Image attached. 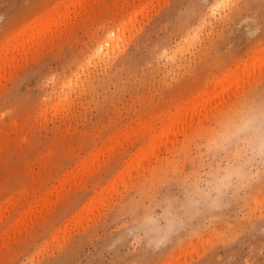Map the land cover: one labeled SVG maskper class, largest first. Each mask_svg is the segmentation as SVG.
<instances>
[{"label":"rangeland","instance_id":"374dc122","mask_svg":"<svg viewBox=\"0 0 264 264\" xmlns=\"http://www.w3.org/2000/svg\"><path fill=\"white\" fill-rule=\"evenodd\" d=\"M262 50L264 0H0V264H264Z\"/></svg>","mask_w":264,"mask_h":264},{"label":"bare ground","instance_id":"6f19581e","mask_svg":"<svg viewBox=\"0 0 264 264\" xmlns=\"http://www.w3.org/2000/svg\"><path fill=\"white\" fill-rule=\"evenodd\" d=\"M70 1H71V0H70ZM72 1H73V0H72ZM76 1H77V3H78V0H76ZM221 1H222V0H221ZM219 2H220V1H219ZM219 2H217V3H219ZM256 2H257V1H256ZM70 3H71V2H70ZM221 3H222V2H221ZM213 4H214V3H213ZM77 5H78V4H77ZM214 5H215V4H214ZM218 5H219V4H218ZM235 5H236V3H235ZM242 5H243V4H242ZM247 5H248V4H247ZM235 7H236V6H235ZM237 7H238V5H237ZM237 7H236V8H237ZM210 8H211V7H210ZM212 8H213V7H212ZM236 8H235V9H236ZM243 8H244V7H243ZM53 9H55V8H53ZM58 9H59V8H58ZM62 9H63V8H62ZM63 11H64V10H63ZM65 11H66V9H65ZM51 12H53V11H51ZM235 12H236V11H235ZM57 13H58V12H57ZM53 14H54V12H53ZM67 14H68V12H67ZM51 15H52V14H51ZM51 15H50V16H51ZM58 15H59V14H58ZM62 15H63V14H62ZM60 16H61V15H60ZM64 16H65V15H64ZM48 17H49V16H48ZM227 17H228V16H227ZM229 17H230V16H229ZM53 18H54V17H53ZM57 18H58V17H57ZM60 18H61V17H60ZM60 18H59V19H60ZM63 18H64V17H63ZM249 18H250V17H249ZM64 19H65V18H64ZM228 19H229V18H228ZM54 20H55V19H54ZM225 20H226V19H225ZM38 21H40V20H38ZM43 21H44V20H43ZM51 21H52V20H51ZM51 21H49V22L52 24ZM53 22H54V21H53ZM56 22H58V21L56 20ZM35 23H37V22H35ZM50 23H49V25H51ZM41 24H42V23H41ZM45 24H46V23H45ZM45 24H43V25H45ZM54 24H56V23L54 22ZM54 24H53V25H54ZM57 24H58V23H57ZM120 24H121V23H120ZM199 24H200V23H199ZM37 25H38V24H37ZM47 26H48V25H47ZM47 26H46V27H47ZM34 27H35V26H34ZM48 27H50V26H48ZM30 30H31V29H30ZM44 30H45V28H44ZM48 30H50V29L48 28ZM123 30H125V29H123ZM36 31H38V30H36ZM36 31H35V33H36ZM40 32H41V31H40ZM24 33H25V31H24ZM33 33H34V32H33ZM31 34H32V33H31ZM36 34H38V33H36ZM187 34H188V33H187ZM116 35H117V34H116ZM116 35H115V37H116ZM120 35H121V34H120ZM37 36H38V35H37ZM37 36H36V37H37ZM117 36H118V35H117ZM187 36H188V35H187ZM29 37H31V36H28V38H29ZM34 37H35V36H34ZM31 38H33V37H31ZM106 38H107V37H106ZM25 39H26V41H28L30 38H29L28 40H27V38H25ZM110 39H111V37H110ZM30 40H31V39H30ZM106 40L108 41V39H106ZM113 40H115V39L112 37V43H113V44H111V45L114 46L115 44H114ZM116 40H117V38H116ZM19 41H20V40H19ZM21 41H22V39H21ZM109 41H110V42H109ZM109 41H108V43H111V40H109ZM24 42H25V41H24ZM102 42H103V41H102ZM16 43H17V42H16ZM22 43H23V42H22ZM25 43H26V42H25ZM25 43H24V44H25ZM104 43H105V42H103V44L100 43V46H101V44H102V46H103ZM108 43H107V44H108ZM105 44H106V43H105ZM17 45H19V44H17ZM17 45H16V46H17ZM21 45L23 46V44H21ZM108 45H110V44H108ZM19 46H20V45H19ZM98 46H99V45H98ZM100 46H99V51H101L103 47L106 49L105 46H103V47L101 46L102 48H101ZM6 48H7V47H6ZM11 48H12V47H11ZM15 48H16V47H15ZM18 48H19V47H18ZM96 48H97V47H96ZM96 48H95V49H96ZM7 49H8V48H7ZM20 49H21V48H20ZM20 49H19V50H20ZM100 49H101V50H100ZM13 50H15V49L13 48ZM21 50H22V49H21ZM21 50H20V52H21ZM1 51H2V50H1ZM6 51H7V50H6ZM11 51H12V50H11ZM16 51H17V50H16ZM16 51H15V52H16ZM99 51H96V53L99 52ZM263 51H264V50H262V54H261L262 56L264 55ZM12 52H13V51H12ZM257 52H258V51H257ZM257 52H256V53H257ZM17 53L19 54V51H18ZM99 53H100V52H99ZM258 53H259V52H258ZM9 54H10V53H9ZM13 54H14V52H13ZM104 54H105V53H104ZM11 55H12V53H11ZM95 55H96L95 57H97V54H95ZM261 55H260V56H261ZM93 56H94V54H93ZM98 56H99V54H98ZM0 57H1V56H0ZM13 57H14V56H13ZM256 57H257V56H256ZM14 58H15V57H14ZM97 58H98V57H97ZM254 58H255V56H254ZM258 58H259V57H258ZM252 59H253V57L251 58V61H252ZM255 59H256V58H255ZM255 59H254V60H255ZM260 59H261V57H260ZM260 59H258V63H257L258 67H260V66H259V65H260L259 62H261V60H262V59H261V60H260ZM1 61H2V60H1ZM9 61H10V59H9ZM256 61H257V59H256ZM263 61H264V60H263ZM248 62H249V61H248ZM252 62H253V61H252ZM2 63H3V62H2ZM261 63L263 64V62H261ZM0 64H1V63H0ZM245 64H246V65H250V62H249V63H244V65H245ZM253 64H254V62L252 63V66L254 67L256 64H254V65H253ZM262 64H261V65H262ZM2 67H3V66H2ZM2 67H0V68H2ZM242 68H243V67H242ZM244 68H245V67H244ZM249 68H250V67H249ZM255 68H256V66H255ZM237 70H238V69H237ZM241 70H242V69H240V71H241ZM244 70H246V68H245ZM257 70H258V69H257ZM238 71H239V70H238ZM249 71H250V69H249ZM252 71H253V70H252ZM230 72H231V71H230ZM233 72H234V71H233ZM247 72H248V71H247ZM240 73H241V72H240ZM242 73H243V72H242ZM248 73H249V72H248ZM248 73H247V74H248ZM230 74H232L231 76L234 75L233 73H230ZM237 74H238V72H237ZM247 74H245V75H247ZM243 75H244V74H243ZM248 75H249V74H248ZM226 77H227V74L224 75V78L227 79L226 81H225L224 78L222 79V81H221V80L219 81L220 83H222V84H221L222 86L220 85L219 82H216V83H214V84H215V85H214V88H215V86H216V88L214 89V88H212V87H213V85H212V87H211L210 89H211V91H212L213 94L216 93V95H218V94H219L218 92H219L220 90L223 91V92H224V91L226 92V90H227L228 87H229V86H227V85H230L231 81H233V80H231V81L228 80V78L231 79V78H230V75H228L227 78H226ZM233 78H234V77H233ZM236 79H237V78H236ZM238 80H239V79H238ZM238 80H236V81H234V82L237 83ZM242 80H243V79H242ZM227 81H228V82H227ZM224 82H225V83H224ZM228 83H229V84H228ZM236 83H234V84L236 85ZM223 85H224V86H223ZM219 86H220L221 88H220ZM232 86H233V85H232ZM218 87H219V88H218ZM210 89L208 88L209 91H210ZM205 90H206V89H205ZM208 90H207V91H208ZM215 90H216V91H215ZM209 91H208V93H206L207 95L210 93ZM221 91H220V93H221ZM202 92H203V91H202ZM223 92H222V93H223ZM227 92H228V91H227ZM230 92H231V91H230ZM198 93H199V92H198ZM203 93H204V92H203ZM203 93H201L202 96H203ZM212 93H210V96H211ZM217 93H218V94H217ZM225 94H226V93H225ZM196 95H197V94H196ZM214 95H215V94H214ZM189 96H190V95H189ZM192 96H193V95H192ZM197 96H198V95H197ZM212 96H213V95H212ZM212 96H211V97H212ZM206 97L209 99V100H207L208 102L211 101V100H210L211 97H210V98H209V96H206ZM217 97H218V96H217ZM220 97H221V96H220ZM192 98H193V97H192ZM194 98H195V96H194ZM198 98H199V97H198ZM214 98H215V97L213 96V100H214ZM190 100H191V98H190ZM200 101L202 102V99H200ZM196 102L198 103L197 99H196ZM196 102H194V104L192 103V106L190 107V108H191V111L193 110V111L196 113V115H198V114H200V113L202 112V114H200V115H203V111H200V108L202 107V105L200 106V108H199L198 110L195 109V108L198 107V104H195ZM201 102H200V104H201ZM214 102H215V101H214ZM261 102H262V101H261ZM187 103H188V101H187ZM189 103H190V102H189ZM206 104H208V103H206ZM213 104H214V103H213ZM260 104H261V103H260ZM194 105H195V108L193 107ZM196 105H197V107H196ZM209 105L212 106L211 102H210ZM258 106H259V105H258ZM186 107H188V106H186ZM192 107H193V109H192ZM252 107H253V106H252ZM263 107H264V105H263ZM184 108H185V107H184ZM188 108H189V107H188ZM246 108L248 109V107H246ZM254 108H255V107H254ZM257 108H258V107H257ZM257 108L254 110L253 113H249V112H248L249 110H248V111L246 110V111H247L249 114H251V115H250L249 117L246 116L247 118H246V119H243V120H241V119L243 118V116L241 115V114L243 113V112H242L243 110H241L242 113H241V112L236 113V118H237V115H238V114H239V115H238V116H239L238 118H241V119H240V121H241V122H240V125H239V124L237 125V126H239V127H236V126H234V125H233V126L231 125L232 127H236V129H235L236 131H238V129H239V128H242V127H248V129H252L253 132H252V131H251V132H252V133H255L254 135H255V137H256V139L254 140V141H255V144H254L255 146L252 145V146H254L255 148H254V147H250L251 144H250L249 141H250V140H253V139L250 138L249 136H248L249 140H247V139L245 140V138H244V141L246 142V145H247V146L250 145V146H249L250 149H252V150L254 149V151H253L254 153L264 152V109H263V111H259V112L256 113L255 111L257 110ZM194 109H195V110H194ZM207 109H209V108L207 107ZM180 110H181V112H180ZM180 110H177L176 112L174 111L175 114H174V113L171 114V115H174V116H173V122H172V123H171V121H169V120H172V119H171L170 117L167 116V117H168L167 119H169L167 122L170 123L171 127L168 128L170 125L168 126L169 123H166V124H164V126H162V127H165V125H166L165 129L161 127L162 129H164V130H162V131H165V132H166L168 129H169L168 131H171L172 128H175L176 124H177V126H176L177 128H176V129H179V130L184 129V128H186L187 125H189V124H187V125L185 124V125H184V128H182V126H181V124L183 125V124L186 122L185 119L187 118V115L189 114L188 116L190 117V114H191L192 112H191L189 109H187L186 111H184V113H183L182 108H180ZM184 110H185V109H184ZM188 110L190 111V113L187 114L186 112H188ZM201 110H202V108H201ZM258 110H259V109H258ZM260 110H261V109H260ZM196 111H198L199 113L197 114ZM246 111H244V113H243L244 115L247 113ZM251 111H252V109H251ZM155 112H156V111H155ZM170 112H171V111H170ZM194 112H193V114H194ZM166 113H167V112H166ZM181 113H182V114H185V115L187 114L185 119H184L185 116L182 117L183 115H181ZM240 113H241V114H240ZM152 114H153V113H152ZM178 114L181 115L180 117H181V121H182V122H184V120H185L184 123H180V126H181L180 128H181V129L178 127L179 120H180L179 117H177L179 120H178L177 118H176L177 120L175 119L178 123H176V121H174V118H175L176 115H178ZM193 114H191V116H193ZM194 115H195V114H194ZM240 115H241L242 117H240ZM246 115H247V114H246ZM178 116H179V115H178ZM204 116H205V114H204ZM193 117H194V116H193ZM197 117H198V116H197ZM194 118L196 119V117H194ZM194 118H193V119H194ZM182 119H183V120H182ZM190 119H191V118H190ZM190 119H189V122L192 120V119H191V120H190ZM145 120H146V119H145ZM198 120H199V119H197V121H198ZM142 122H144V121H142ZM147 122H148V121H147ZM164 122H165V121H164ZM174 122H175L176 124H173ZM187 122H188V121H187ZM187 122H186V123H187ZM192 122H193V121H192ZM144 123H145V122H144ZM149 123H150V122H149ZM161 123H162V122H161ZM193 123H194V122H193ZM193 123H192V124H193ZM235 123H236V122H234V123H232V124H235ZM237 123H238V122H237ZM237 123H236V124H237ZM150 124H152V123H150ZM172 124L175 125V126H172ZM236 124H235V125H236ZM137 125H138V127H139V122H138ZM137 125H136V126H137ZM143 125H144V124H143ZM156 125H157V124H156ZM161 125H162V124H161ZM194 125H195V124H194ZM140 126H141V125H140ZM144 126H145V125H144ZM149 126H150V125H149ZM149 126H148V127H149ZM231 126H230V128H231ZM240 126H241V127H240ZM138 127H137V129H138ZM228 127H229V126H228ZM228 127H227V130L230 131V129H228ZM128 128H129V127H128ZM131 128H132V127H131ZM134 128H135V127H134ZM166 128H167V130H166ZM154 129H155V128H154ZM248 129H244V130L247 132ZM134 130H135V129H134ZM138 130H139V129H138ZM143 130H144V128H143ZM155 130H156V129H155ZM172 130H173V132H175V131L178 132V131L175 130V129H172ZM224 130H225V129H224ZM231 130H232V129H231ZM233 130H234V128H233ZM244 130H240L239 132H240V133H241V132L245 133ZM132 131H133V130H132ZM160 131H161V129H159V132H160ZM162 131L160 132L161 134H162ZM229 131H227V132H229ZM123 132H124V131H123ZM133 132H134V131H133ZM156 132H157V131H156ZM173 132L171 131L172 135L175 134V133L173 134ZM225 132H226V130H225ZM227 132H226V133H227ZM249 132H250V130H249ZM147 133H148V132H147ZM163 133H164V132H163ZM167 133H168V132H167ZM167 133H166V135L164 134L165 136H164V135H163V136H164V138L167 136L166 138L168 139V138H169L168 135H170V133H169V134H167ZM221 133H223V132H220V134H221ZM226 133H223L222 135H224V134H226ZM232 133H233V131H232ZM234 133H235V132H234ZM234 133H233V135H232V134H231V131H230V132H229V134H230L229 136H231V135L234 136V135L237 134V133H236V134H234ZM247 133H248V132H247ZM125 134H126V133H125ZM161 134H158V135L161 136ZM227 134H228V133H227ZM227 134H226V135H227ZM238 134H239V133H238ZM249 134H250V133H249ZM118 135H119V133H118ZM121 135H122V134H121ZM131 135H133V134H131ZM134 135L136 136V133H135ZM150 135H151V134H150ZM153 135H154V134H153ZM158 135L156 134V136H158ZM222 135H221V137H222ZM226 135H225V136H226ZM241 135H242V133H241ZM123 136H125V135L123 134ZM127 136H128V135H127ZM127 136H126V137H127ZM143 136H144V135H143ZM160 136H158L159 139H160V142H162L163 140H164L163 142H166L167 139H166V140L163 139V138H162L163 136H161V138H160ZM170 136H171V135H170ZM229 136H226V138H228ZM236 136H238V135H236ZM244 136H246V135L244 134ZM244 136H243V137H244ZM250 136H251V135H250ZM252 136H253V134H252ZM252 136H251V137H252ZM156 138H157V137H156ZM156 138H154V140H155ZM226 138H225V139H226ZM234 138H236V137L234 136ZM150 139H151V138H150ZM152 139H153V137H152ZM152 139H151V140H152ZM223 139H224V138L222 137V140H223ZM230 139H231V138H230ZM239 139H240V138H239ZM217 141H218V140H217ZM232 141H233V140H232ZM149 142H150V141H149ZM157 142H158V144L160 143V142L158 141V139H157ZM157 142H155L156 145H157ZM213 142H214V141H213ZM248 143H249V144H248ZM149 144H150V146H148V148H151L152 152L155 151L154 149H156L157 147L155 146V144L153 145V140H152V143L150 142ZM149 144H148V145H149ZM162 144H163V143H162ZM153 146H155L156 148H154ZM142 147H143V146H142ZM144 148H145V147H144ZM152 148H154V149H152ZM138 149H139V148H138ZM145 150H147V148H145ZM145 150H142V152H140V154L143 153V152H145ZM148 150H149V149H148ZM150 152H151V151H150ZM150 152H149V153H150ZM88 153H89V152H88ZM97 153H98V152H97ZM99 153H100V152H99ZM99 153H98V154H99ZM153 153H154V152H153ZM153 153H152V154H153ZM146 154H147V153H146ZM146 154L144 153L143 156L146 155ZM147 155L149 156V154H147ZM147 155H146V157H147ZM85 156H86V155H85ZM136 156H138V155H136ZM263 156H264V155H263ZM144 157H145V156H144ZM135 158L138 159L137 157H135ZM142 158H143V157L141 156V159H142ZM139 159H140V158H139ZM93 161H94V160H93ZM80 162H81V161H80ZM86 162H87V161H86ZM88 162H89V161H88ZM88 162H87V163H88ZM94 162H95V161H94ZM94 162H93V163H94ZM81 163H82V162H81ZM84 163H85V162H84ZM84 163L81 164V165H82V169H84V167H86V166H83ZM87 163H85V164H87ZM88 165H89V163H88ZM86 168H87V167H86ZM83 172H84V171L82 170L81 173L83 174ZM67 174H68V173H67ZM67 174H66V175H67ZM71 174H72V173H70V175H71ZM82 174H80V175H82ZM88 174H89V173H88ZM70 175H69V176H70ZM75 176H76V175H75ZM75 176H74V177H75ZM72 177H73V176H71V178H72ZM64 182H65V181H64ZM60 186H61V185H60ZM62 188H63V187H62ZM58 189H60V187H59ZM63 189H64V188H63ZM50 193H51V191H50ZM55 193H56V190H55ZM47 198H48V197H47ZM47 198H45V196H44V199H47ZM42 199H43V198H42ZM44 199H43V200H44ZM40 200H41V199H40ZM45 201H46V200H45ZM36 202H37V201H36ZM39 202H40V201H39ZM46 203H47V202H46ZM46 203H45V204H46ZM33 204H34V203H33ZM29 205H30V204H29ZM35 206H37V205L35 204ZM38 206H39V204H38ZM21 207H22V206H21ZM30 208H31V207H30ZM35 208H36V207H35ZM41 209H42V208H41ZM22 211H24V210H22ZM27 211H28V210H27ZM31 212H33V211H31ZM30 214H31V213H30ZM30 214H29V215H30ZM18 219H19V218H18ZM18 219H17V222H18ZM19 221H20V220H19ZM7 227H8V226H7ZM9 227H10V226H9ZM148 227H149V226H148Z\"/></svg>","mask_w":264,"mask_h":264}]
</instances>
